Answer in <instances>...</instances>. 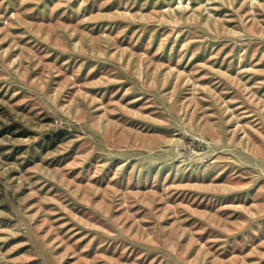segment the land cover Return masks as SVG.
I'll use <instances>...</instances> for the list:
<instances>
[{"label":"rangeland","instance_id":"obj_1","mask_svg":"<svg viewBox=\"0 0 264 264\" xmlns=\"http://www.w3.org/2000/svg\"><path fill=\"white\" fill-rule=\"evenodd\" d=\"M0 264H264V0H0Z\"/></svg>","mask_w":264,"mask_h":264}]
</instances>
